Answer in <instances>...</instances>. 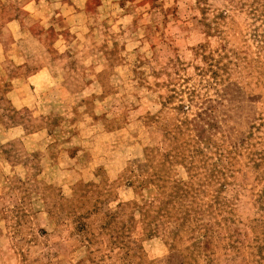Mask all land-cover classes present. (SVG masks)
Returning a JSON list of instances; mask_svg holds the SVG:
<instances>
[{
  "label": "rangeland",
  "instance_id": "374dc122",
  "mask_svg": "<svg viewBox=\"0 0 264 264\" xmlns=\"http://www.w3.org/2000/svg\"><path fill=\"white\" fill-rule=\"evenodd\" d=\"M0 264H264V0H0Z\"/></svg>",
  "mask_w": 264,
  "mask_h": 264
}]
</instances>
